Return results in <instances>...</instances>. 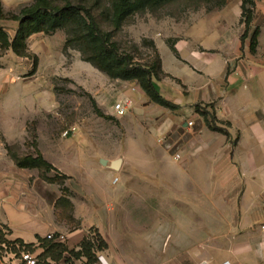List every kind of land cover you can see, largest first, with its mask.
Returning a JSON list of instances; mask_svg holds the SVG:
<instances>
[{"label": "crops", "instance_id": "1", "mask_svg": "<svg viewBox=\"0 0 264 264\" xmlns=\"http://www.w3.org/2000/svg\"><path fill=\"white\" fill-rule=\"evenodd\" d=\"M251 10L248 30L243 0L193 11L174 49L160 52L167 77L157 87L177 108L164 110L165 118L152 127L156 137L168 138L166 149L153 139L139 152L144 184L138 186L136 231L115 220L117 210L125 208L111 196L116 177L105 187L110 194L106 207L93 201L77 204V228L71 229L57 218L58 198H49V186L38 172L1 162L0 229H8L5 239L31 245L29 251L43 264H88L85 256L69 252L79 253L84 240H93V229L100 227L96 219L105 216L109 230L99 236L108 248L96 250L92 264L100 256L99 264H264V0H255ZM4 29L14 38L16 31L11 35ZM15 58L12 51L0 57V96ZM200 106L229 135L211 130ZM167 163L182 169L172 172ZM151 174L154 184H145ZM60 235L65 241H56ZM47 241L68 252L60 259L43 257ZM4 245L0 243V264Z\"/></svg>", "mask_w": 264, "mask_h": 264}, {"label": "rangeland", "instance_id": "2", "mask_svg": "<svg viewBox=\"0 0 264 264\" xmlns=\"http://www.w3.org/2000/svg\"><path fill=\"white\" fill-rule=\"evenodd\" d=\"M112 2L99 0L97 15H108ZM198 2L180 0L157 10L136 13L119 30H115L110 21L100 24L103 31L110 34V41L120 54L132 57L134 64L147 65L160 52L165 55L178 35H184L183 27L189 14L219 5ZM33 3V0H0V8L4 14L19 15ZM5 22H0V27L4 24L2 28L13 35L18 23ZM67 35L65 30L53 35H33L28 41L32 57L15 58L8 66L10 80L7 79L6 89L2 87L0 96V163H11L22 169L16 166L11 151L20 156L45 154L50 164H56L59 169L52 164L56 171L48 174L50 178L57 177L55 182L42 180L49 186V198H62L71 203L72 207L66 204L56 211L61 223L71 229L77 228V204L93 201V205L106 207V195L110 194H106L105 187L111 177H116L119 183L113 184L110 180L115 190L111 196L123 202L125 208L117 210L115 220L119 227L125 222L136 231L138 186L144 184L138 171L139 152L153 139L166 149L168 138L165 143H159L162 137H156L152 128L165 118L162 112L166 108L145 95L137 82L112 79L85 61L78 48H67ZM134 88L136 92L132 91ZM120 101L132 102L122 118L117 117L113 109ZM199 110L210 111L201 106ZM205 120L211 121V115L207 114ZM118 159H122L123 164L114 171L110 164ZM101 160H107V165L103 166ZM166 166L172 172L182 169L179 164L167 163ZM23 170L38 172L40 178L36 169ZM161 172L159 168L158 174ZM153 177L151 174L145 184H154ZM96 220L100 227L94 228L93 233L106 234L109 221L105 216ZM2 231L4 235L7 233V229Z\"/></svg>", "mask_w": 264, "mask_h": 264}, {"label": "trees", "instance_id": "3", "mask_svg": "<svg viewBox=\"0 0 264 264\" xmlns=\"http://www.w3.org/2000/svg\"><path fill=\"white\" fill-rule=\"evenodd\" d=\"M30 7L24 8L19 15L4 14L0 8V20L15 21L18 28L14 38H11L6 30L0 27V50L12 53L21 58H30L28 41L35 34L53 35L60 30L67 32L66 47L78 48L83 55V59L96 68L107 74L112 79L137 82L144 94L151 98L156 104L166 109H176L177 105L166 100L158 90L157 82L166 78L163 71L162 60L157 54L154 61L147 65H137L133 63V58L119 53L115 44L110 41V34L103 31L101 21L108 22L119 30L133 15L147 10H157L168 4L180 0H113L108 15L102 13L97 15V3L99 0H33ZM195 1L196 0H192ZM203 4L214 2L221 7L226 0H197ZM255 0H243L244 18L246 29L248 30L252 10ZM198 2V3H199ZM102 18V20H101ZM256 32L253 35V48L256 44ZM244 38V37H243ZM171 49L173 44L169 45ZM201 115H211L208 126L215 132L229 135L227 130L217 126V119L211 112L199 111ZM11 157L16 166L22 169H36L40 173V178L46 182L53 183L57 177H48L51 171L56 168L50 164L40 153L20 156L10 151ZM71 205L67 200L59 199L56 204V211L60 206ZM72 207V205H71ZM7 229V228H3ZM8 230V229H7ZM2 228L0 229V243H5L9 250H16L19 246L25 250H31V245H25L22 241H8L4 237ZM42 240L41 238H38ZM45 241V240H44ZM46 251L43 257L52 256L60 259L63 253L68 252L67 248L61 244H52L51 241L44 243ZM108 245L96 235L93 240H84L82 250L79 253L69 252L73 256H85L88 264H92L95 259L96 250L107 249Z\"/></svg>", "mask_w": 264, "mask_h": 264}, {"label": "built area", "instance_id": "4", "mask_svg": "<svg viewBox=\"0 0 264 264\" xmlns=\"http://www.w3.org/2000/svg\"><path fill=\"white\" fill-rule=\"evenodd\" d=\"M136 90L137 89L134 88L132 91L136 92ZM131 105H132L131 101H128V102L120 101L114 104L113 109H114L115 115L119 118L125 117L128 113V108ZM188 125L191 127L193 126V123L189 122ZM159 143H165V138H162L161 140H159ZM175 158L177 161H180L181 155L176 154ZM117 181L118 179H116L115 182ZM262 229L264 230V226L262 227ZM47 238L49 240H55L56 236L54 234H49ZM65 239H66L65 236L60 235L56 239V241L63 242L65 241ZM3 249H4L5 256L2 260V264H43L39 256L29 250H25L21 248H17V250H9L5 245L3 246ZM101 259L102 257L100 256L98 258V262L101 261ZM98 262L94 264H99ZM102 264H106V263H102ZM224 264H230V263L225 262Z\"/></svg>", "mask_w": 264, "mask_h": 264}, {"label": "water", "instance_id": "5", "mask_svg": "<svg viewBox=\"0 0 264 264\" xmlns=\"http://www.w3.org/2000/svg\"><path fill=\"white\" fill-rule=\"evenodd\" d=\"M107 162H108L107 160H101L103 166H106ZM122 163H123L122 159L115 160L111 162L110 168L114 171H118L121 168Z\"/></svg>", "mask_w": 264, "mask_h": 264}]
</instances>
